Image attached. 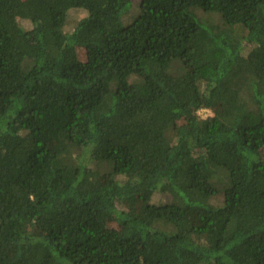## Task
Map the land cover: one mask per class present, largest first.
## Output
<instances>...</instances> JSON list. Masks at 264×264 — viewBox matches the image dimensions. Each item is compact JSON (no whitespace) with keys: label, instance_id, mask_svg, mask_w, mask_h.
<instances>
[{"label":"trees","instance_id":"trees-1","mask_svg":"<svg viewBox=\"0 0 264 264\" xmlns=\"http://www.w3.org/2000/svg\"><path fill=\"white\" fill-rule=\"evenodd\" d=\"M0 264H264V0H0Z\"/></svg>","mask_w":264,"mask_h":264},{"label":"rangeland","instance_id":"rangeland-1","mask_svg":"<svg viewBox=\"0 0 264 264\" xmlns=\"http://www.w3.org/2000/svg\"><path fill=\"white\" fill-rule=\"evenodd\" d=\"M136 3L134 4L133 6V9L130 11V13L126 16H124V20L125 21H129L133 16L134 14L136 13ZM86 11L83 10V9H71L68 14H67V25H66V28H65V31H69L71 30V28L74 26V24L80 20L81 18H83L84 16H86ZM19 23L21 24V26L29 31L31 29V24L26 21V20H19ZM249 47H245L244 50H243V54H246V52L248 51ZM78 57L81 59V60H85L86 56H85V51L83 49H78ZM198 116L201 117V118H205L207 116H210L211 115V112L209 110H205V109H201L197 112ZM165 201V197L159 193V192H154L152 197H151V202L152 203H159V202H163ZM112 224H110V226H112Z\"/></svg>","mask_w":264,"mask_h":264}]
</instances>
